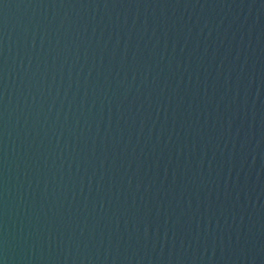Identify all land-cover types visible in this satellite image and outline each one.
<instances>
[{
    "label": "water",
    "instance_id": "95a60500",
    "mask_svg": "<svg viewBox=\"0 0 264 264\" xmlns=\"http://www.w3.org/2000/svg\"><path fill=\"white\" fill-rule=\"evenodd\" d=\"M0 264H264V0H0Z\"/></svg>",
    "mask_w": 264,
    "mask_h": 264
}]
</instances>
